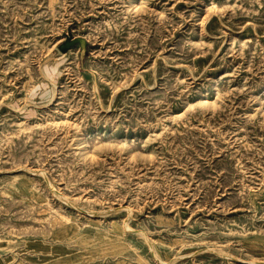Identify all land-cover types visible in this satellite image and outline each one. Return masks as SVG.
Here are the masks:
<instances>
[{
    "label": "rangeland",
    "instance_id": "374dc122",
    "mask_svg": "<svg viewBox=\"0 0 264 264\" xmlns=\"http://www.w3.org/2000/svg\"><path fill=\"white\" fill-rule=\"evenodd\" d=\"M0 264H264V0H0Z\"/></svg>",
    "mask_w": 264,
    "mask_h": 264
},
{
    "label": "bare ground",
    "instance_id": "6f19581e",
    "mask_svg": "<svg viewBox=\"0 0 264 264\" xmlns=\"http://www.w3.org/2000/svg\"><path fill=\"white\" fill-rule=\"evenodd\" d=\"M63 197V196H62ZM63 199V198H62ZM65 199V198H64ZM127 209V208H126Z\"/></svg>",
    "mask_w": 264,
    "mask_h": 264
}]
</instances>
